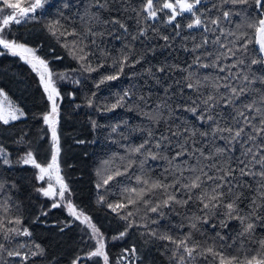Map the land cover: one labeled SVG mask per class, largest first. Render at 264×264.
I'll list each match as a JSON object with an SVG mask.
<instances>
[{"label":"snow or ice","instance_id":"1","mask_svg":"<svg viewBox=\"0 0 264 264\" xmlns=\"http://www.w3.org/2000/svg\"><path fill=\"white\" fill-rule=\"evenodd\" d=\"M46 4L51 6L50 0H0V56L19 57L37 75L48 105L41 113L46 130L40 139L50 135L46 160H38L39 151L32 147L33 141L25 139L27 133L14 141L25 149L15 159L0 143V167L35 169V179L40 182L35 191L52 200L50 208L64 206L85 226L88 240L84 243L91 241V247L76 255L71 264L85 260L112 264L106 238L92 218L69 199L71 190L61 175L63 96L57 85L71 76L55 72L50 61L38 54V46L9 35L13 25L38 20ZM63 8L71 9V4L64 3ZM79 9L74 15L59 12L45 28L77 61L80 71L111 69L100 75L97 89L123 75L141 74L163 91L153 99L133 86L117 94L115 102L98 108L102 112L125 107L138 110L147 121L140 129L145 134L142 142L131 147L127 157L114 154L113 160L119 159L121 164L96 185L100 189L139 169L131 177L135 185L125 187L117 202L99 198V203L125 222L111 239L123 240L129 230L140 227L145 245L161 242L158 247L172 264H264V237L255 235L257 227H264V0H80ZM160 25L166 26L164 31ZM106 37L121 41L122 46L110 49ZM156 38L164 43L144 47L146 41ZM158 47L183 51L191 60L169 63L166 59L153 65L147 53L154 54ZM137 65L142 73H126ZM174 73H180L178 79H173ZM72 82L79 84L80 80ZM92 97L87 100L89 107ZM25 116L0 88V124L10 125ZM92 124L97 127L95 121ZM116 131L113 127L112 132ZM149 160L165 162L158 175L151 166L146 167ZM7 187L16 185L13 182ZM5 189L6 182L0 180V193L4 194L0 197V264H27L32 257L43 256L44 249L17 240L32 234L23 227L22 218L12 214L14 209L19 211V205ZM41 214L46 216L47 211ZM170 216L182 217L179 225L173 228L169 221L167 227H161ZM232 220L238 221L239 230L231 236L216 231L210 243L207 237L198 238L204 235V225L228 229ZM14 241L15 247H9ZM142 259L133 245L123 249L115 264H139Z\"/></svg>","mask_w":264,"mask_h":264},{"label":"trees","instance_id":"2","mask_svg":"<svg viewBox=\"0 0 264 264\" xmlns=\"http://www.w3.org/2000/svg\"><path fill=\"white\" fill-rule=\"evenodd\" d=\"M64 3H70L71 9H64ZM50 4L51 6L46 4L44 14L40 15L38 20L13 25L9 35L10 38H17L30 46H38V54L50 61L49 66L55 72H68L71 76L70 80L58 81L57 85L63 96L60 103L61 153L59 162L61 175L71 190L69 199L84 210L103 233L112 264H115V259L122 254L123 249L133 245L137 247L143 258L139 264H172L165 250L158 247L161 242L156 241L154 244L145 245L144 238L141 236L143 228L137 227L129 230L128 236L123 240H112V236L123 230L125 222L108 209L106 204L98 202L100 196H104L107 202H117L125 187L135 185V180L131 177L134 174H139V169L130 170L128 176L117 177L109 185L100 189L96 187L104 175L121 164L119 159L113 160L114 154L118 157H127L128 150L142 142L145 134L140 129L147 123L138 110L129 111L125 107L117 108L112 112H102L98 108L115 102L117 94L133 86L141 89L145 95L151 94L153 99L157 94L163 95V91L159 85H156L151 79L143 78L141 74L123 75L118 80L110 81L97 89L96 82L100 75L110 72L111 69H100L99 72L93 73L80 71L77 61L68 55L66 49L57 42L56 37L52 36L45 28L47 22L58 18V13L61 11L74 15L79 9L80 0H50ZM79 10L82 11V9ZM40 11L38 10V13ZM246 11L255 15L251 7H247ZM233 19H243V17H234ZM132 23L130 20L129 24ZM165 27L160 25L161 31H164ZM149 43L156 46L162 45L164 42L156 38L146 41L144 47H147ZM105 45L110 49L115 47L118 50L122 46V42L106 37ZM178 45L179 38H177V47ZM137 47L140 48L141 45L137 43ZM57 56L62 59H56ZM166 59L169 63H183L190 61L191 56L183 51L159 47L154 54L147 53V60L153 65L163 63ZM134 71L142 73L141 66L137 65L135 69H126V73ZM179 76L180 73H174L173 79H178ZM76 79L80 80L79 84L72 82ZM165 82L171 83L170 80ZM0 88L26 113L23 119L10 125L0 124V143L12 153L13 159H15L25 149L23 145H18L14 141L22 133H27L25 139L33 141L32 147L39 151L38 160L48 159L50 135L40 139L44 135L42 130H46L41 113L47 110L48 105L38 83L37 75L19 57L9 54L2 55L0 56ZM70 93L73 95H69ZM93 93H95V97H92ZM90 97L93 98L92 107L87 104ZM181 115L183 114L181 113ZM93 121L96 122L97 127H93ZM113 127H117L116 132H112ZM81 140L84 143L77 142ZM138 159H142V157ZM105 161L108 163L106 164ZM164 165L163 161L149 160L146 167L151 166L152 171L158 175ZM35 173L36 170L30 166L17 165L11 169L7 166L0 167V180L6 182L5 192L11 195L12 200L19 205V211L14 209L12 214L19 215L22 218L23 227L28 228L32 234L30 237H18L17 240L29 244H39L44 249L43 256L32 257L27 264H71L76 255L82 254V251L91 247V241L87 244L84 243L88 240L85 235L87 229L79 221H75L64 206L50 208L52 200L35 191V188L40 186V182L35 179ZM13 182L16 187L8 188L7 185ZM3 195L0 193V197ZM44 211H47L46 216L41 214ZM181 219L180 216H170L168 220L161 222V227H167L171 221V225L175 228ZM67 223H70L69 227H65ZM62 228L63 231H61ZM238 230L239 223L236 220L229 222L228 229L213 230L208 225H204V235L198 238L207 237L210 243L216 231L231 236ZM183 231L187 232L188 228L184 227ZM255 235L264 237V227H257ZM9 247H15V241ZM5 259L7 258L5 257ZM9 264H19V262L9 261ZM83 264H94V261L85 260Z\"/></svg>","mask_w":264,"mask_h":264},{"label":"rangeland","instance_id":"3","mask_svg":"<svg viewBox=\"0 0 264 264\" xmlns=\"http://www.w3.org/2000/svg\"><path fill=\"white\" fill-rule=\"evenodd\" d=\"M6 93V92H5ZM7 94V93H6ZM8 96V95H7ZM8 98H9V96H8ZM10 99V98H9ZM11 100V99H10ZM12 101V100H11ZM13 102V101H12ZM14 103V102H13ZM14 104H16V103H14ZM17 105V104H16ZM18 106V105H17ZM20 107V106H19ZM21 108V107H20ZM23 119V118H22ZM55 181L53 180V183H54Z\"/></svg>","mask_w":264,"mask_h":264}]
</instances>
